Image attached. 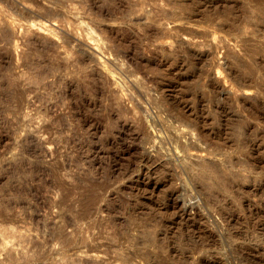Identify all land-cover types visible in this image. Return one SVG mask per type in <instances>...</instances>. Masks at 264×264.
I'll return each mask as SVG.
<instances>
[{
  "label": "rangeland",
  "instance_id": "374dc122",
  "mask_svg": "<svg viewBox=\"0 0 264 264\" xmlns=\"http://www.w3.org/2000/svg\"><path fill=\"white\" fill-rule=\"evenodd\" d=\"M0 264H264V0H0Z\"/></svg>",
  "mask_w": 264,
  "mask_h": 264
},
{
  "label": "bare ground",
  "instance_id": "6f19581e",
  "mask_svg": "<svg viewBox=\"0 0 264 264\" xmlns=\"http://www.w3.org/2000/svg\"><path fill=\"white\" fill-rule=\"evenodd\" d=\"M187 148H188V146H187V147H186V146H183V147L180 149V152L185 153L186 150H187ZM211 175H213L212 169H211V170L209 171V173H208L209 180L211 181V184H212V185H214L215 187H217V185H220V187H221L220 189H222V190H226V189L229 188V186H230V181H229L228 179H226V177L220 180L219 178H217V177L215 176L217 181H221V183L216 184V181H213ZM210 176H211V177H210ZM204 178H206V175L204 176ZM222 182H223V183H222ZM183 214H184V213H183Z\"/></svg>",
  "mask_w": 264,
  "mask_h": 264
}]
</instances>
